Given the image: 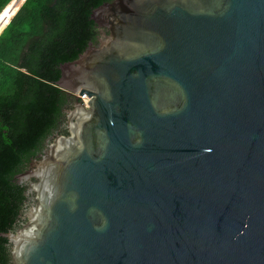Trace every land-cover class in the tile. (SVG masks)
Returning a JSON list of instances; mask_svg holds the SVG:
<instances>
[{
	"label": "water",
	"instance_id": "1",
	"mask_svg": "<svg viewBox=\"0 0 264 264\" xmlns=\"http://www.w3.org/2000/svg\"><path fill=\"white\" fill-rule=\"evenodd\" d=\"M18 177L11 264H264V0H111ZM34 178L35 181H31Z\"/></svg>",
	"mask_w": 264,
	"mask_h": 264
},
{
	"label": "trees",
	"instance_id": "2",
	"mask_svg": "<svg viewBox=\"0 0 264 264\" xmlns=\"http://www.w3.org/2000/svg\"><path fill=\"white\" fill-rule=\"evenodd\" d=\"M110 1L25 0L0 33V264H10L4 234L16 229L27 200L17 176L59 128L70 99L55 84L58 67L96 42L90 12Z\"/></svg>",
	"mask_w": 264,
	"mask_h": 264
},
{
	"label": "flooded vegetation",
	"instance_id": "3",
	"mask_svg": "<svg viewBox=\"0 0 264 264\" xmlns=\"http://www.w3.org/2000/svg\"><path fill=\"white\" fill-rule=\"evenodd\" d=\"M101 30H103V31H105V32H107L105 29H99V28H97V32H98V35H97V37H96V40H97V38H99L100 36H101ZM94 45H96L97 44V41L95 42V43H93ZM69 102H68V104L67 105H65L64 107H63V113H64V118L62 119V121H61V123H60V126H59V128L51 135V136H49V137H47V139L44 141V146H43V148L41 149V151L40 152H38L36 155H35V159H38L39 158V156L44 152V150L47 148V145L51 142V140H52V138H53V136H54V134H66V128H65V125H66V113H65V111L66 110H68V109H70V108H72V105H73V103H74V98H73V96L72 95H70L69 94ZM63 131L65 132V133H63ZM33 158V159H34ZM31 162V161H30ZM30 162H29V164H28V166L26 167V169L22 172V173H24V172H26L27 170H29V168H30ZM22 173H20V174H22ZM19 174V175H20ZM18 175V176H19ZM17 176V179H18V182L19 183H23V184H25L26 186H27V190H28V188H29V183L27 182V181H25V180H23V179H20L19 177ZM31 181H35V179L34 178H31ZM27 190H26V192H27ZM26 197H27V200H26V202H25V205H24V209H23V211H22V213H21V215L19 216V218H18V222H17V225H16V229H18V228H20L24 223H25V221H26V213H27V211H28V207H30V206H32L33 204H34V199H33V195L30 193V194H26ZM15 229V230H16ZM14 230V231H15ZM9 245V244H8ZM9 247H10V245H9ZM10 264H11V262H10Z\"/></svg>",
	"mask_w": 264,
	"mask_h": 264
},
{
	"label": "built area",
	"instance_id": "4",
	"mask_svg": "<svg viewBox=\"0 0 264 264\" xmlns=\"http://www.w3.org/2000/svg\"><path fill=\"white\" fill-rule=\"evenodd\" d=\"M25 0H9L7 4L2 8L0 11V33L1 31L9 24L12 17L15 15V13L18 11V9L21 7V5L24 3ZM14 4V10L11 12V15L6 16L4 19L2 18L4 11Z\"/></svg>",
	"mask_w": 264,
	"mask_h": 264
},
{
	"label": "bare ground",
	"instance_id": "5",
	"mask_svg": "<svg viewBox=\"0 0 264 264\" xmlns=\"http://www.w3.org/2000/svg\"><path fill=\"white\" fill-rule=\"evenodd\" d=\"M14 4H12L11 6H9L3 13L2 18L4 19L6 16L11 15V12L14 10Z\"/></svg>",
	"mask_w": 264,
	"mask_h": 264
}]
</instances>
